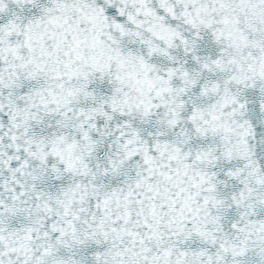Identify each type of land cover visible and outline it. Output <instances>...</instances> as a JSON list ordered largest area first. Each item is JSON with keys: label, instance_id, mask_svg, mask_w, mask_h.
<instances>
[{"label": "snow or ice", "instance_id": "1", "mask_svg": "<svg viewBox=\"0 0 264 264\" xmlns=\"http://www.w3.org/2000/svg\"><path fill=\"white\" fill-rule=\"evenodd\" d=\"M0 264H264V0H0Z\"/></svg>", "mask_w": 264, "mask_h": 264}]
</instances>
